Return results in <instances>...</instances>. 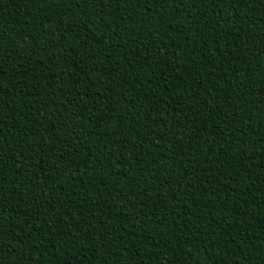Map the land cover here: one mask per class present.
<instances>
[{
  "label": "trees",
  "instance_id": "obj_1",
  "mask_svg": "<svg viewBox=\"0 0 264 264\" xmlns=\"http://www.w3.org/2000/svg\"><path fill=\"white\" fill-rule=\"evenodd\" d=\"M0 264H264V0H0Z\"/></svg>",
  "mask_w": 264,
  "mask_h": 264
}]
</instances>
